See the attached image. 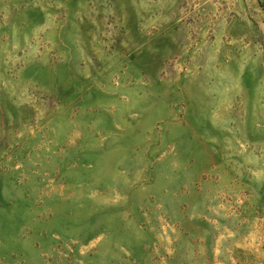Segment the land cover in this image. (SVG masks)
Returning a JSON list of instances; mask_svg holds the SVG:
<instances>
[{"label": "rangeland", "instance_id": "obj_1", "mask_svg": "<svg viewBox=\"0 0 264 264\" xmlns=\"http://www.w3.org/2000/svg\"><path fill=\"white\" fill-rule=\"evenodd\" d=\"M0 264H264V0H0Z\"/></svg>", "mask_w": 264, "mask_h": 264}]
</instances>
